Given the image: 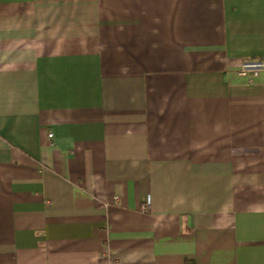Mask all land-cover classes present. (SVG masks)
<instances>
[{"label": "crops", "instance_id": "1", "mask_svg": "<svg viewBox=\"0 0 264 264\" xmlns=\"http://www.w3.org/2000/svg\"><path fill=\"white\" fill-rule=\"evenodd\" d=\"M0 264H264V0H0Z\"/></svg>", "mask_w": 264, "mask_h": 264}, {"label": "built area", "instance_id": "2", "mask_svg": "<svg viewBox=\"0 0 264 264\" xmlns=\"http://www.w3.org/2000/svg\"><path fill=\"white\" fill-rule=\"evenodd\" d=\"M261 65L262 64H260V63H247V64H244L242 72L245 73L246 71H249V70L256 71V70H258V68L261 67ZM149 203H150L149 198H146V200H145V202L143 203V206H142L143 209L148 208Z\"/></svg>", "mask_w": 264, "mask_h": 264}]
</instances>
